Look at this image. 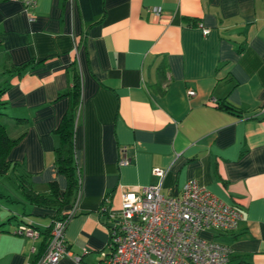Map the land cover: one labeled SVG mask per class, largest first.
Returning a JSON list of instances; mask_svg holds the SVG:
<instances>
[{"label":"crops","instance_id":"0c3cea01","mask_svg":"<svg viewBox=\"0 0 264 264\" xmlns=\"http://www.w3.org/2000/svg\"><path fill=\"white\" fill-rule=\"evenodd\" d=\"M75 72L82 187L59 264L99 263L104 198L120 209L124 191L159 182L156 168L166 171L165 196L196 180L241 209L236 230L203 236L231 248L228 264H264V0H38L30 10L0 0L1 121L17 141L0 176L15 185L0 196L14 204L0 202V264L36 263L53 221L75 204L59 212L24 194H49L52 183L67 190L56 130ZM123 150L129 166H120ZM20 224L40 236L14 234Z\"/></svg>","mask_w":264,"mask_h":264},{"label":"built area","instance_id":"2783aa9c","mask_svg":"<svg viewBox=\"0 0 264 264\" xmlns=\"http://www.w3.org/2000/svg\"><path fill=\"white\" fill-rule=\"evenodd\" d=\"M17 1L27 10L38 4V0ZM153 13L159 16L161 11L154 9ZM203 32L210 33L208 29ZM189 95L196 93L190 91ZM121 153L120 166H129L126 150ZM153 175L159 182L124 191L118 210L109 197L104 198L99 214L107 219L109 241L97 264H228L231 248L205 238L203 232L236 230L244 218L241 209L226 204L196 180H189L177 195L165 196L161 191L166 171L156 168ZM78 199L65 220L54 222L47 251L36 264H59L70 256L65 233L77 213ZM14 234L33 239L40 236L30 224H20ZM75 260L80 264L79 257Z\"/></svg>","mask_w":264,"mask_h":264},{"label":"trees","instance_id":"16d2710c","mask_svg":"<svg viewBox=\"0 0 264 264\" xmlns=\"http://www.w3.org/2000/svg\"><path fill=\"white\" fill-rule=\"evenodd\" d=\"M73 79L74 80L72 82L71 88L61 95V97L69 98L71 105L69 111L62 120L60 127L56 130V134L60 140L59 146L56 149V166L58 172L67 179V190L61 195L58 185L55 183L50 185L49 194H40L28 188L24 189L25 197L30 203L41 207L56 206L59 212H61L63 207L74 204L81 190L80 178L82 177V170L76 159L75 137L77 126V109L82 103V86L80 76L77 72L74 73ZM3 93L4 91L0 92V176L7 175L9 173L11 164L8 161V157L11 150L17 143L16 140H13L9 136L8 126L1 121V116H3L2 111L5 107L4 103L1 101ZM219 107L227 112H237L230 105L222 104ZM67 217V212H64L60 217L55 219L48 230L49 233L51 234L53 224L56 220H65ZM49 240L50 236L45 245L44 252L38 261L46 253Z\"/></svg>","mask_w":264,"mask_h":264},{"label":"rangeland","instance_id":"374dc122","mask_svg":"<svg viewBox=\"0 0 264 264\" xmlns=\"http://www.w3.org/2000/svg\"><path fill=\"white\" fill-rule=\"evenodd\" d=\"M7 187H10L12 190H14L15 189V185H14V183H12V184H5L4 183V180H3V178H0V196L1 195H7L6 193L7 192H5V189L4 188H7ZM8 189V188H7ZM12 192H10V194H11ZM7 200L6 199H2L0 202L4 205V204H11V206H14V204L12 203V202H6ZM4 212H3V210H2V208L0 207V216H1V214H3ZM1 228V227H0Z\"/></svg>","mask_w":264,"mask_h":264}]
</instances>
